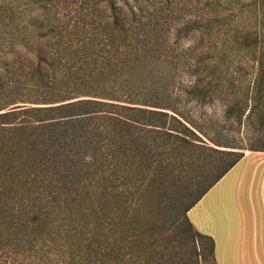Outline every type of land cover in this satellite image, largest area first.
<instances>
[{"label": "trees", "instance_id": "trees-1", "mask_svg": "<svg viewBox=\"0 0 264 264\" xmlns=\"http://www.w3.org/2000/svg\"><path fill=\"white\" fill-rule=\"evenodd\" d=\"M210 8L0 0V264H218L189 212L264 152V0H247L243 30ZM185 65L187 102L225 101L249 147L185 113ZM247 66L249 87L233 78Z\"/></svg>", "mask_w": 264, "mask_h": 264}, {"label": "rangeland", "instance_id": "rangeland-1", "mask_svg": "<svg viewBox=\"0 0 264 264\" xmlns=\"http://www.w3.org/2000/svg\"><path fill=\"white\" fill-rule=\"evenodd\" d=\"M188 3L194 6L193 13L187 17V20L198 15L200 10L207 5L215 8L216 14L219 16L220 24L225 23L229 30H243L249 21V17L244 14V6L247 0H187ZM209 10V11H210ZM191 13V12H190ZM212 18V17H211ZM175 37L173 39V42ZM193 44L192 40H185L175 46H181L187 49ZM213 53L222 52L221 48H213ZM237 83H243L245 87L252 84L254 78V70L251 66H247L246 70L233 76ZM193 77L188 70L187 65L177 72L176 84L172 87V92L175 96L180 95V99H184L186 114L191 116L201 125L211 137H227L236 142L249 147L253 136H256L246 122L242 126L235 121L228 120L226 117L227 103L223 100H216L214 103L202 106L194 102H187L189 95L187 86L190 85ZM228 99V98H218ZM246 139L244 143L242 140ZM250 139V140H248ZM246 155L252 151L246 150ZM261 153V152H259ZM256 161L253 157L246 160L239 168L233 172L230 177H234L239 173L237 178H228L220 184H216L203 199L189 212V218L198 231L206 234L214 239L218 250V256L221 260L220 264H264V234L262 226L264 224L263 215L260 213V198L262 190L264 194V183L261 187L264 165L258 168L255 179H251L252 171H255ZM248 164L245 173H241V169ZM249 172V173H248ZM218 185V186H217ZM223 190L224 196L220 197L219 192ZM176 191L178 189L176 188ZM172 199L171 195L169 200ZM188 200V199H187ZM228 210L227 215L222 211ZM191 213V214H190ZM231 232V238L224 231ZM218 234L216 235V232ZM212 234H215L214 236ZM257 236V244L255 240ZM252 245V255L256 250L259 257L248 258L241 257V250L249 245ZM248 248V247H247ZM246 248V249H247ZM197 264H210L208 261H203L202 258H197ZM219 264V263H218Z\"/></svg>", "mask_w": 264, "mask_h": 264}, {"label": "crops", "instance_id": "crops-1", "mask_svg": "<svg viewBox=\"0 0 264 264\" xmlns=\"http://www.w3.org/2000/svg\"><path fill=\"white\" fill-rule=\"evenodd\" d=\"M251 157H253L256 161H253L252 162V164H256V166H255V168L254 169H256L255 171H252V175H251V179L253 180V179H255L254 177H255V174H257V172H258V168L261 166V165H264V152H261V153H259V152H251V153H248L233 169H231L220 181H219V183L218 184H220L221 185V183L222 182H224V181H226L228 178H231L232 179V181H233V179H235V178H237V176L239 175V173H236V175L234 176V177H230L232 174H234L233 172H235L238 168H239V166H241V164H243L246 160H249ZM247 166H248V164L246 163V165L241 169L242 171H241V173H245V170H246V168H247ZM249 173V172H248ZM263 183H264V171H263V176H262V182H261V187H263ZM218 186V185H217ZM223 190H224V188L219 192V195H220V197H223L224 196V193H223ZM262 203H263V205H264V194H263V190H262V195H261V198H260V207L262 206ZM263 207V209H261V211H260V213L263 215V220H264V206H262ZM225 215H227V213H228V210L227 209H224L223 211H222ZM191 213H192V210H191ZM190 213V214H191ZM263 228H262V230H263V234H264V224H263V226H262ZM200 232V231H199ZM225 232V235H226V233L228 234V235H226V237H228V238H231V236H229V235H231V232L229 231V230H225L224 231ZM218 234V231L216 232V235ZM206 235V234H205ZM213 236L215 235V234H212ZM254 241H256V244H257V236L255 235V240ZM252 245H253V243L251 242V245H249V243H248V248L246 249L245 247L241 250V257H248V258H252V257H256V256H258L259 257V253H257V251L255 250L254 252H253V255H252V251H251V249H252ZM215 257H216V261H217V263H221V260H220V258H219V256H218V250H217V247H216V244H215Z\"/></svg>", "mask_w": 264, "mask_h": 264}]
</instances>
